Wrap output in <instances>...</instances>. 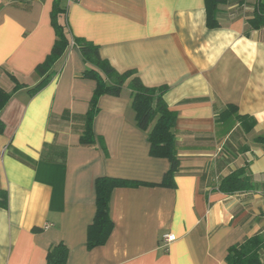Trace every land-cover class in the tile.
I'll list each match as a JSON object with an SVG mask.
<instances>
[{"label":"crops","instance_id":"1","mask_svg":"<svg viewBox=\"0 0 264 264\" xmlns=\"http://www.w3.org/2000/svg\"><path fill=\"white\" fill-rule=\"evenodd\" d=\"M55 1L71 36L98 44L119 72L169 86L164 98L178 113L174 188L160 185L171 163L150 155L127 83L121 96L99 99L93 130L106 151L99 140L80 143L97 83L82 76L78 46L30 95L56 40ZM257 2L228 0L220 26L210 28L205 0H0V86L15 88L9 74L24 85L0 113V183L9 193L8 208L0 207V264H48L60 244L66 264H226L231 246L264 234V146L255 141L264 134V27L248 22ZM229 104L256 119L251 131L234 116L217 120ZM243 166L254 188L222 192L221 180ZM101 176L148 184L114 190V229L88 249ZM166 233L176 235L167 246Z\"/></svg>","mask_w":264,"mask_h":264},{"label":"trees","instance_id":"2","mask_svg":"<svg viewBox=\"0 0 264 264\" xmlns=\"http://www.w3.org/2000/svg\"><path fill=\"white\" fill-rule=\"evenodd\" d=\"M227 2L228 0H205L208 27L215 28L220 26L218 20L220 7ZM63 11L58 1H55L52 11V24L55 29L56 40L51 52L35 69L40 80L34 87L29 89L30 95L36 94L49 83L56 73V65L63 58L67 49L70 46H78L87 64L82 76L94 79L97 83L86 115V128L81 135L80 143L82 145H90L99 140L106 151L103 138L101 136L97 137L93 130L94 119L100 111L99 99L105 94L121 96L127 83L131 107L135 112L136 125L148 133L150 155L167 158L171 163L170 169L165 173L160 185L174 188L176 186L175 176L180 169L175 131L178 113L169 107L164 98L169 86H146L136 74V70L119 72L111 65L109 60L101 56L98 44L82 37L71 36L66 24L59 19V15ZM248 22L253 28L264 27V0H258L255 14ZM9 75L16 85L10 92L0 86V113L6 107L14 92L24 86L18 82L14 75ZM232 116L235 117L246 132L251 131L257 123L253 116L240 114L238 107L233 104L227 105L218 114L217 120H226ZM4 128L5 123L0 119V133L4 131ZM255 141L264 146V134L257 136ZM247 148L248 146L243 147V149ZM147 184L140 180L112 176H101L96 179L97 211L93 222L88 228V249L104 245L114 229V222L111 217V200L114 190L118 187H136ZM253 188V176L249 172L248 166L236 169L225 176L219 184V189L227 194ZM8 206L9 193L1 187L0 183V207L8 208ZM263 253L264 234H256L239 244L231 246L226 256V264H264L262 260ZM67 258L68 248L63 244L51 248L47 254L48 264H66Z\"/></svg>","mask_w":264,"mask_h":264},{"label":"built area","instance_id":"3","mask_svg":"<svg viewBox=\"0 0 264 264\" xmlns=\"http://www.w3.org/2000/svg\"><path fill=\"white\" fill-rule=\"evenodd\" d=\"M69 1H77V0H69ZM176 239V235L174 233H166L162 237L163 243L167 246L172 243Z\"/></svg>","mask_w":264,"mask_h":264}]
</instances>
